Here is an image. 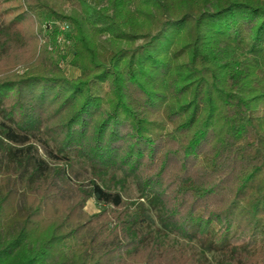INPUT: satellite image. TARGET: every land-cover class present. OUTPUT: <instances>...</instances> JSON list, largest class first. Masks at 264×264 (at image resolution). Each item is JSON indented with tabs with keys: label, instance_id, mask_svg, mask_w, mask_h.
Wrapping results in <instances>:
<instances>
[{
	"label": "trees",
	"instance_id": "1",
	"mask_svg": "<svg viewBox=\"0 0 264 264\" xmlns=\"http://www.w3.org/2000/svg\"><path fill=\"white\" fill-rule=\"evenodd\" d=\"M52 1L30 0L0 44L37 41V21L61 20ZM79 3L61 20L78 80H0V264H264V0ZM12 85L33 102L17 120ZM66 92L77 104L50 145L36 109Z\"/></svg>",
	"mask_w": 264,
	"mask_h": 264
},
{
	"label": "rangeland",
	"instance_id": "2",
	"mask_svg": "<svg viewBox=\"0 0 264 264\" xmlns=\"http://www.w3.org/2000/svg\"><path fill=\"white\" fill-rule=\"evenodd\" d=\"M30 0H0V27H4L10 23V20H18L19 14L23 9L26 10L27 3ZM51 4V13L52 16L57 18L66 19L70 16L74 15L75 11H79V0H53L50 2ZM25 17L24 24L28 26L29 20H33V16H29L27 11L24 12ZM21 17V18H22ZM46 17H50L49 14ZM45 19V18H43ZM57 19H49V20H39L35 23L33 30H35L34 34L36 35L37 41L27 42L23 39L20 40V43L17 46L9 47L0 44V80H12L17 81L23 76L27 74H40L44 73L46 76L57 77L69 83L70 81L78 80L79 75L81 73L80 69L73 64L74 62V54L75 51L73 47L67 46L65 51H59L56 49L55 41L58 35V29L61 23H66ZM23 25L22 23H19ZM51 24H55L57 28L50 27ZM13 29L17 30L15 26ZM51 31V32H50ZM20 36V35H19ZM108 36H100L101 41H105V38ZM0 38H1V30H0ZM70 40V39H69ZM139 43V41L137 42ZM136 43L130 45L123 43L122 45L125 47L135 46ZM95 74V75H94ZM99 71H94L90 73V78L93 80H99ZM94 76V77H93ZM109 78L107 79V82ZM101 83V93L105 94L108 88V83ZM97 85L100 84L97 81L95 82ZM12 89L7 93L3 100V109L6 114L10 117L17 120L15 117L20 113L21 109H18V105L28 107L32 109L29 104L33 103L30 99L19 97V93L17 91V86L12 85ZM67 93V92H66ZM64 94L57 100L52 101L53 103H49L41 109L37 108V114L40 115L43 120L45 119L44 130L45 137L49 140L50 145H58L61 144L64 138V128L63 125L69 117V114L72 112V106H75L77 103L74 100H69L66 98L69 93ZM137 95V94H136ZM132 98L129 99V102H133V98L136 96L132 95ZM51 106V107H50ZM98 113L95 118L99 119L101 115ZM2 115H0L1 118ZM1 120V119H0ZM47 135V136H46ZM44 138L43 136H41ZM35 141L34 145L38 149V153L42 154V144L43 142L38 139H33ZM55 142V143H54ZM72 172L77 175V179L79 181H85L89 175V170L87 164L82 160L75 159L71 164ZM71 172V173H72ZM72 173V174H73ZM71 174V181H77V179ZM74 174V175H75ZM120 177V175H117ZM122 195L125 200H134L137 195L136 185L131 179H128L125 182L123 189L121 190ZM69 208H72L71 206ZM83 212L87 216H91L101 211V207L95 202V200L91 198H87L83 204ZM53 211V210H52ZM153 211H149L147 213L148 221L150 224L155 223V216Z\"/></svg>",
	"mask_w": 264,
	"mask_h": 264
},
{
	"label": "built area",
	"instance_id": "3",
	"mask_svg": "<svg viewBox=\"0 0 264 264\" xmlns=\"http://www.w3.org/2000/svg\"><path fill=\"white\" fill-rule=\"evenodd\" d=\"M50 27H55L57 28V26H55V24H51ZM51 32V31H50ZM68 32V25L67 23H61L58 29V35H57V39H56V43L55 46L57 50L59 51H65V49H67V46H70V41L68 40L66 33Z\"/></svg>",
	"mask_w": 264,
	"mask_h": 264
}]
</instances>
